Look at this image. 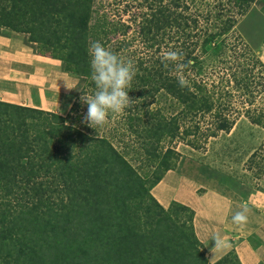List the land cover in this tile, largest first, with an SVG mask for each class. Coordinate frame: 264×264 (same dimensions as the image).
I'll return each mask as SVG.
<instances>
[{
    "label": "trees",
    "instance_id": "16d2710c",
    "mask_svg": "<svg viewBox=\"0 0 264 264\" xmlns=\"http://www.w3.org/2000/svg\"><path fill=\"white\" fill-rule=\"evenodd\" d=\"M225 1L0 0V30L26 35L38 49L49 50L64 71L85 78L82 95L95 91L88 46L100 41L135 66L132 83L144 94L132 98L127 116L138 104L146 109L142 128L148 139L159 145L180 129L177 118L149 109L148 101L159 94L171 100L169 107L190 115L193 128L205 127L207 141L229 132L240 116L264 130V100L256 99L264 87V63L239 36L236 44V12H222L237 4L245 15L255 0ZM166 35L168 49L189 65L186 87L179 86L171 64L164 67L162 54L145 50L160 46ZM137 38L146 48L129 45ZM206 57L222 74L219 87L203 65ZM231 76L236 85L214 101L211 90L228 86L222 83ZM231 98L238 101L235 116L227 104ZM79 104L70 109L72 116ZM90 141L61 114L0 101V264H240L234 250L208 261L189 208L179 206L189 213L187 229L173 207L156 203L159 212L140 213L138 198L161 178L146 185L110 142ZM247 162L254 176L264 177V139Z\"/></svg>",
    "mask_w": 264,
    "mask_h": 264
},
{
    "label": "rangeland",
    "instance_id": "374dc122",
    "mask_svg": "<svg viewBox=\"0 0 264 264\" xmlns=\"http://www.w3.org/2000/svg\"><path fill=\"white\" fill-rule=\"evenodd\" d=\"M227 3L228 1L226 0L224 4ZM223 8L225 9L222 11L223 15L225 12H236V18H238V23L236 25V44L238 42L237 37L239 36L248 48H250V50H252L264 63V0H255L245 15H240V9H238L237 4L234 10L232 6H230L229 9L225 6H223ZM110 9L114 8L110 7ZM143 10L145 9L143 8ZM133 33L134 30H130L127 33L129 39L133 38ZM16 34L21 35L12 30H0V35L14 37ZM25 37L27 38L26 35ZM168 41L169 35H166L161 40L162 43L160 46L155 44L153 47L146 48V45L138 38L136 40L133 39L129 45L131 47L139 46L141 48H146L145 50L147 52L158 56L162 54L163 51L169 50ZM32 48L35 50L38 46L36 47L34 45ZM43 51L46 52L49 58L55 59L57 71L64 79L56 80V78H52L54 80V82H52L50 78V88L45 91L46 100L41 107H37L36 109L63 115L68 124L71 123L88 134L91 138L90 144L92 146L95 145L96 139L103 138L110 142L137 170L146 185L155 183L159 178L162 179L168 171L176 170L180 174L200 184L201 192L216 190L221 193L235 195L236 201H240L242 204L248 206L251 224L253 223L251 220L259 221L260 219H264V177L254 176L252 171L247 168L248 158L259 148L264 139V130L251 124L243 116H240L229 132H218L216 136L205 141L203 135L205 127L201 129L193 128L194 124L191 123L190 115H184L180 112V108L169 107L172 103L171 100L159 94L155 95L154 99L148 101L150 102L149 109H160V113L165 116L177 118L180 129L177 137L172 140H167L157 145L154 141L148 139V136H146L147 133H145L146 130L142 128V123L146 121L144 112L146 109L142 106L139 108L141 104L136 105L138 108L132 110L133 112L131 114L133 115H131L130 118L127 116L128 107L121 114H110L109 119L104 125L90 127L83 122V117L87 112V105L81 103V93L87 85L86 79L64 71L61 62L54 58L49 50ZM212 60L214 59L206 57L203 65L204 67L208 66L207 71L211 73L212 77H216L214 85L219 87V79L222 77V74L218 67L214 68L211 66L215 65ZM243 68V70H248L247 66H243ZM240 70L239 68L236 69V78L239 77L237 72H240ZM255 72H258L259 75L261 70L255 69ZM227 79H229V81L226 83L224 81L222 85L228 86L222 89L216 88L211 90L216 95L214 101L217 100L220 92H226L236 85L234 77L231 76ZM262 79L261 85H264V78L262 77ZM127 91L131 98H143L144 93L142 88L136 86L132 82ZM233 93L237 94L235 92ZM254 95H256V93H254ZM257 98L264 100V87L261 93L256 95V99ZM224 99H221L220 102H223ZM140 100L141 99L137 100L138 103H141L143 99ZM78 101L80 102V110L77 113L73 112L74 115L72 116V111L70 112V109L74 104L76 105ZM237 102V98L236 100L235 98H231L227 103H230L228 106L230 109L229 111L233 113L234 116L236 115V108L238 107ZM207 119L206 117L205 120ZM185 129L190 132L188 135H186ZM196 138H198V141H193ZM167 149L171 151L167 152ZM147 160L149 162H147ZM166 164H168L170 168L167 171L165 169ZM152 189L145 194H141V197L138 198V201L142 202V209L139 210L140 213H143V211L147 209L151 210V212H159L156 206L158 202L152 195ZM179 206H181V204L175 203V205H173L171 203L168 207L163 208L168 210L173 207V211L176 212L175 216H177L181 222H184L187 229L189 226V213L180 209Z\"/></svg>",
    "mask_w": 264,
    "mask_h": 264
},
{
    "label": "crops",
    "instance_id": "0c3cea01",
    "mask_svg": "<svg viewBox=\"0 0 264 264\" xmlns=\"http://www.w3.org/2000/svg\"><path fill=\"white\" fill-rule=\"evenodd\" d=\"M26 41L23 34L0 35V101L37 108L46 100L50 78L54 82L64 77L58 73L55 59ZM152 195L162 207L179 203L192 210L195 236L210 263L234 250L240 264H264V219L251 220V224L248 208L247 222L235 224L233 215L244 205L235 195L201 192L200 184L176 170L162 177ZM215 236L222 238L225 246L212 250Z\"/></svg>",
    "mask_w": 264,
    "mask_h": 264
},
{
    "label": "clouds",
    "instance_id": "9594fccd",
    "mask_svg": "<svg viewBox=\"0 0 264 264\" xmlns=\"http://www.w3.org/2000/svg\"><path fill=\"white\" fill-rule=\"evenodd\" d=\"M90 57L91 80L95 84V92L92 95L83 94L81 103L87 105V112L83 122L90 127L102 126L109 119L110 114H121L132 105L134 99L129 96L127 89L135 76V66L131 60L125 61L115 52L100 41L90 42L88 46ZM164 67L172 65L171 72L175 75L180 87L187 86L185 70L188 64L183 62V56L176 50L162 52ZM248 207L241 206V210L233 215L235 224L247 222ZM214 249L225 246V242L219 236L212 238Z\"/></svg>",
    "mask_w": 264,
    "mask_h": 264
}]
</instances>
